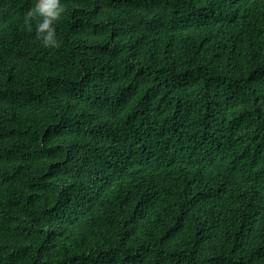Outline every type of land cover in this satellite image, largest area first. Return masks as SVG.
Listing matches in <instances>:
<instances>
[{
    "label": "trees",
    "instance_id": "1",
    "mask_svg": "<svg viewBox=\"0 0 264 264\" xmlns=\"http://www.w3.org/2000/svg\"><path fill=\"white\" fill-rule=\"evenodd\" d=\"M36 2L0 0V264H264V0H63L58 48Z\"/></svg>",
    "mask_w": 264,
    "mask_h": 264
},
{
    "label": "clouds",
    "instance_id": "2",
    "mask_svg": "<svg viewBox=\"0 0 264 264\" xmlns=\"http://www.w3.org/2000/svg\"><path fill=\"white\" fill-rule=\"evenodd\" d=\"M66 11L63 0H37L35 8L27 15L24 28L29 33H35L44 47L58 48L61 40L57 25Z\"/></svg>",
    "mask_w": 264,
    "mask_h": 264
},
{
    "label": "bare ground",
    "instance_id": "3",
    "mask_svg": "<svg viewBox=\"0 0 264 264\" xmlns=\"http://www.w3.org/2000/svg\"><path fill=\"white\" fill-rule=\"evenodd\" d=\"M8 51V50H7Z\"/></svg>",
    "mask_w": 264,
    "mask_h": 264
}]
</instances>
